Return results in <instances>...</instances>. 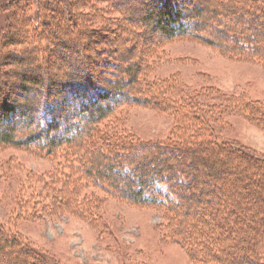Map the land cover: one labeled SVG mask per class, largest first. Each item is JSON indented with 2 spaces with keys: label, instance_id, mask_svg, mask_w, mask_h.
Segmentation results:
<instances>
[{
  "label": "trees",
  "instance_id": "obj_1",
  "mask_svg": "<svg viewBox=\"0 0 264 264\" xmlns=\"http://www.w3.org/2000/svg\"><path fill=\"white\" fill-rule=\"evenodd\" d=\"M5 1L0 11L14 6L17 16L34 4L37 21L31 26L33 18L27 14L16 21L7 13L0 23L6 25L0 33V146L33 145L49 156L66 157L62 178L70 181V194L59 195L56 207L90 217L92 194L75 200L77 187L71 181L78 188L87 184L107 196L175 216L176 240L196 264H264V156L214 135L225 113L264 130V106L215 91L206 94L216 103L202 118L198 99L175 102L159 92L151 98L153 91L141 88L135 69L120 67L118 57L126 58L116 53L117 44L104 47L109 40L87 28L96 22L89 11L109 2L127 12V21L146 29L144 41L196 35L233 58L264 67V0ZM127 7L137 14L130 15ZM73 27L92 39L91 60L83 44L88 46L89 40L79 35L74 45L65 38ZM37 60L42 64L32 62ZM46 63L61 68V81L42 71H48ZM132 103L170 111L183 122L190 120V127L180 126L178 137L156 142L102 128L117 108ZM0 264L58 263L0 223Z\"/></svg>",
  "mask_w": 264,
  "mask_h": 264
},
{
  "label": "rangeland",
  "instance_id": "obj_2",
  "mask_svg": "<svg viewBox=\"0 0 264 264\" xmlns=\"http://www.w3.org/2000/svg\"><path fill=\"white\" fill-rule=\"evenodd\" d=\"M4 2L0 0V7ZM101 2L95 12L89 11L92 17H96V22L94 26L88 24L87 28L109 40L104 47L117 44L116 53L126 58L122 61L117 56L120 67L135 69L141 88L153 91L151 98L159 92L162 98L174 97L175 102L198 99L197 111L203 115L202 118L206 116L208 107L212 108L216 103L206 94L213 95L215 91L227 95L233 93L236 97H246L264 106V67L260 64L233 58L196 35L166 39L155 37L144 41L142 38L146 36L143 35L146 29L127 21V12L119 6ZM77 3L81 5L80 1ZM14 9L12 6L0 11V23L4 24L7 13H13L9 16L12 20L19 21L27 14L33 18L30 25L36 24L34 4L29 11L18 16ZM127 10L130 15L137 14L131 7ZM46 21H49L48 17ZM66 23L65 26L69 27L70 22ZM5 26L0 25L1 34L5 32ZM138 30L142 32L137 34ZM69 34L65 38L70 42L72 40L74 45L79 40L75 39L76 36L83 35V39L89 40L84 38L85 33L80 28H70ZM89 43L92 39L88 41V46L83 42L91 60L94 47ZM30 44L33 45L32 42ZM20 49L17 47V53ZM32 62L42 64L39 60ZM47 65L48 71H42L45 74L49 72L54 81H61V68L56 63ZM120 72L122 70L117 73L119 76L122 75ZM142 79L147 81L146 87L141 85L139 80ZM151 85L156 88L153 90ZM133 86L134 83H131L130 88ZM154 108L156 106H139L136 103L120 106L105 120L102 128L121 131L130 139L156 142L178 137L182 130L180 126L190 127V120L183 122L170 111ZM219 121L220 128L215 125L216 137L264 156V130L254 122L235 113H225ZM61 154L49 156L33 145L29 148L0 146V223L12 233L17 232L30 246L58 264H196L176 240L177 234L173 232V228L178 230L176 217L162 209L107 196L87 184L78 188L76 181H71L73 187H77L74 199L82 200L92 194V215L82 219L56 207L59 195L70 194V181L62 178L67 172L62 168L66 157ZM50 174L52 181L48 180ZM65 182L68 186L64 188ZM33 210L36 212L33 213Z\"/></svg>",
  "mask_w": 264,
  "mask_h": 264
}]
</instances>
